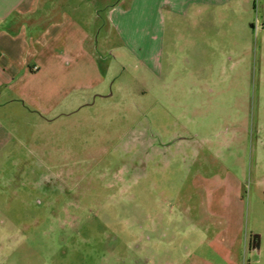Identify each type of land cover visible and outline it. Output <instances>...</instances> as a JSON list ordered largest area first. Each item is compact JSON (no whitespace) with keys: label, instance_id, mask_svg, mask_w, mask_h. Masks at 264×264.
<instances>
[{"label":"rangeland","instance_id":"374dc122","mask_svg":"<svg viewBox=\"0 0 264 264\" xmlns=\"http://www.w3.org/2000/svg\"><path fill=\"white\" fill-rule=\"evenodd\" d=\"M261 1L211 9L173 73L113 32L88 45L99 86L0 95V264H264Z\"/></svg>","mask_w":264,"mask_h":264},{"label":"crops","instance_id":"0c3cea01","mask_svg":"<svg viewBox=\"0 0 264 264\" xmlns=\"http://www.w3.org/2000/svg\"><path fill=\"white\" fill-rule=\"evenodd\" d=\"M85 1L93 5H83L82 0H0V95L28 92L33 79L53 76L57 82L43 86L45 92L51 88L58 94L59 98L51 102L56 108L64 103L66 94L99 86L104 79L88 45H112L113 32L146 67L161 75L163 71L173 73L174 44L182 43L186 55H203L211 9H216L213 18L217 22L221 20L218 8L235 13L250 2ZM260 7L264 20V0ZM82 79L86 82L80 85ZM254 239L260 252L259 234L251 232L245 245L252 250Z\"/></svg>","mask_w":264,"mask_h":264},{"label":"water","instance_id":"95a60500","mask_svg":"<svg viewBox=\"0 0 264 264\" xmlns=\"http://www.w3.org/2000/svg\"><path fill=\"white\" fill-rule=\"evenodd\" d=\"M252 248L255 250H259V243L255 239L253 241Z\"/></svg>","mask_w":264,"mask_h":264}]
</instances>
